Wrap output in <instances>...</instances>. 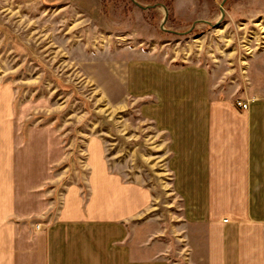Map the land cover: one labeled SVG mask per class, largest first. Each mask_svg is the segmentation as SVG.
Returning a JSON list of instances; mask_svg holds the SVG:
<instances>
[{"label":"rangeland","instance_id":"374dc122","mask_svg":"<svg viewBox=\"0 0 264 264\" xmlns=\"http://www.w3.org/2000/svg\"><path fill=\"white\" fill-rule=\"evenodd\" d=\"M223 1L0 0V99L26 155L53 146L56 213L72 190L88 202L101 166L150 193L135 225L149 220L181 264L160 72L184 85L196 71L220 99L264 96V0Z\"/></svg>","mask_w":264,"mask_h":264},{"label":"crops","instance_id":"0c3cea01","mask_svg":"<svg viewBox=\"0 0 264 264\" xmlns=\"http://www.w3.org/2000/svg\"><path fill=\"white\" fill-rule=\"evenodd\" d=\"M168 71L159 75L157 122L169 140L182 219L177 262L264 264V96L237 98L248 101L241 111L211 94L202 74L191 71L183 85ZM2 100L0 264H170L167 246L150 242L149 220L135 225L150 193L101 166L92 170L88 202L72 190L56 213L53 148L46 142L36 157L26 155Z\"/></svg>","mask_w":264,"mask_h":264},{"label":"built area","instance_id":"2783aa9c","mask_svg":"<svg viewBox=\"0 0 264 264\" xmlns=\"http://www.w3.org/2000/svg\"><path fill=\"white\" fill-rule=\"evenodd\" d=\"M234 106L237 109L241 110V111L247 110V108H248V101L245 102V101L235 100L234 101Z\"/></svg>","mask_w":264,"mask_h":264},{"label":"water","instance_id":"95a60500","mask_svg":"<svg viewBox=\"0 0 264 264\" xmlns=\"http://www.w3.org/2000/svg\"><path fill=\"white\" fill-rule=\"evenodd\" d=\"M224 1H225V0H224ZM224 1H223V2H224ZM136 5L139 6L138 4H136ZM165 18H166V16H165Z\"/></svg>","mask_w":264,"mask_h":264}]
</instances>
